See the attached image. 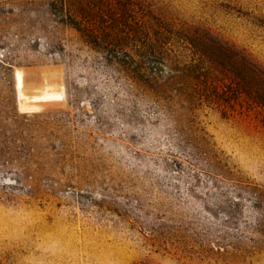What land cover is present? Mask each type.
Masks as SVG:
<instances>
[{
	"label": "rangeland",
	"instance_id": "374dc122",
	"mask_svg": "<svg viewBox=\"0 0 264 264\" xmlns=\"http://www.w3.org/2000/svg\"><path fill=\"white\" fill-rule=\"evenodd\" d=\"M143 1L264 66V0ZM46 3L0 0V264H264L255 222L223 225L215 199L264 188L259 107L189 105L191 80L148 84ZM16 70L26 94L63 100L20 107ZM164 93L183 107L165 110Z\"/></svg>",
	"mask_w": 264,
	"mask_h": 264
},
{
	"label": "trees",
	"instance_id": "16d2710c",
	"mask_svg": "<svg viewBox=\"0 0 264 264\" xmlns=\"http://www.w3.org/2000/svg\"><path fill=\"white\" fill-rule=\"evenodd\" d=\"M137 1L46 0V4L57 21L73 28L92 50L130 66L148 84L159 83L164 72L169 73L164 79L191 80L190 90L183 95L189 105L211 107L222 115L237 106L259 107L264 113V66L225 41L207 42L195 31L174 29L145 1ZM173 41L176 49L169 47ZM182 50H188L189 61L180 59ZM160 98L167 111L183 107L168 93ZM235 184L242 193L223 190L215 198L222 224L236 225L238 219L251 218L264 237V188Z\"/></svg>",
	"mask_w": 264,
	"mask_h": 264
},
{
	"label": "bare ground",
	"instance_id": "6f19581e",
	"mask_svg": "<svg viewBox=\"0 0 264 264\" xmlns=\"http://www.w3.org/2000/svg\"><path fill=\"white\" fill-rule=\"evenodd\" d=\"M14 81H15V88L17 91L19 104L20 107L22 108L23 107H25L26 109L32 108L34 105L30 104V102H46V101L61 102L63 100V94L61 92L49 90L47 89L46 85H42L41 91L39 90L40 91L39 93L36 92L37 94L34 93L31 95L26 94L24 92V86H23V74L20 70L15 71ZM25 110L23 111L25 112Z\"/></svg>",
	"mask_w": 264,
	"mask_h": 264
}]
</instances>
